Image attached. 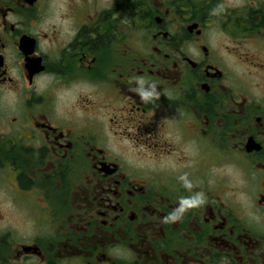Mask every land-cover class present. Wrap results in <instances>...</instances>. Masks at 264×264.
I'll list each match as a JSON object with an SVG mask.
<instances>
[{
	"label": "flooded vegetation",
	"instance_id": "obj_1",
	"mask_svg": "<svg viewBox=\"0 0 264 264\" xmlns=\"http://www.w3.org/2000/svg\"><path fill=\"white\" fill-rule=\"evenodd\" d=\"M0 264H264V0H0Z\"/></svg>",
	"mask_w": 264,
	"mask_h": 264
}]
</instances>
